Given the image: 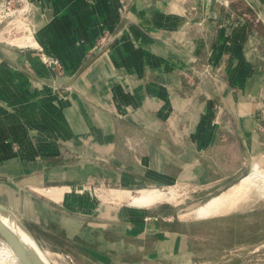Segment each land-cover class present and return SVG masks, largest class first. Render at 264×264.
<instances>
[{
    "label": "crops",
    "instance_id": "obj_1",
    "mask_svg": "<svg viewBox=\"0 0 264 264\" xmlns=\"http://www.w3.org/2000/svg\"><path fill=\"white\" fill-rule=\"evenodd\" d=\"M31 1L45 17L37 30L44 36L45 49L65 66H77L65 79H56L29 70L0 50V66L5 68L0 80L11 88L3 97L24 118L17 128L28 129L30 144L38 138L33 117L38 97L28 89L34 82L71 89L62 97L56 95L61 105L49 102L43 116L48 119L62 112L67 126L47 130L54 137L60 131L77 155L55 157L60 151L49 141L51 147L28 159L45 161V167L32 174L58 182L47 187L100 176L119 179L127 187L192 183L215 187L213 193H220L245 175L254 155L264 149V0H220L216 10L215 0ZM106 45L71 85L63 84ZM230 66L235 74L229 72ZM70 100L75 105L68 107ZM3 112L7 113L5 107L0 108ZM20 132L17 138L22 140ZM30 188L49 206L24 194L28 202L87 222L90 229L84 236L91 234L92 226L99 227L100 242H123L131 232L176 239L187 235L176 227L158 225L167 215L158 209L127 204L118 219L110 213L118 209L110 205L102 213L86 207L74 210L60 203L70 195L54 198L37 190L42 187ZM64 209L94 218L72 216ZM10 210L44 228L24 224L39 247L51 249L29 229L69 241L23 211ZM149 220L157 224L149 225ZM145 221V227L138 226ZM102 228L120 233L121 238H104Z\"/></svg>",
    "mask_w": 264,
    "mask_h": 264
},
{
    "label": "rangeland",
    "instance_id": "obj_2",
    "mask_svg": "<svg viewBox=\"0 0 264 264\" xmlns=\"http://www.w3.org/2000/svg\"><path fill=\"white\" fill-rule=\"evenodd\" d=\"M220 4V0H215L214 10ZM35 5V2L31 0H0V50L13 55L25 67L39 75L65 79L77 66H65L61 58L45 49L44 36L37 32L39 24L43 22L41 20L45 17ZM13 48L21 52L13 51ZM231 69L232 66L229 67V72L235 74V71ZM0 70L5 71V68L0 66ZM0 79H3V76H0ZM3 82L0 80V108L5 107L7 113H0V204L8 209L23 211L69 239V241H64L29 229L35 237L51 245V249L40 247L50 264H264V200L246 201L229 211L200 218L196 216L193 209L211 196L218 194L219 192L213 193L215 187L211 189L192 183L167 187L158 185L127 187L120 185L119 179L100 176L81 179L82 181H70L62 187H47L49 184L58 182L50 180L51 178L47 175L32 174L33 171L45 167V161L38 159L37 162L30 163L28 159L30 156L42 154L44 149L49 148L50 145L46 144L49 141L53 142L60 151V154L55 157L77 155L68 149L66 144L69 142L62 139L60 131H58L60 134L55 132L54 137L52 133H49L50 130H47L53 129L57 124L60 127L67 126L66 121L61 119L62 112L58 111L50 115L52 118L48 119L43 116L49 102L61 105L57 103L59 100L56 95L62 97L71 89L42 82H34L31 91L28 89L27 93L32 92L35 98L38 97L37 117L33 116L39 128L38 138L31 139L33 144H30L28 129L20 132L17 128L20 125V115L15 114L12 102L3 97L5 93L11 92L10 84L7 82L3 84ZM231 85L235 87L237 82L233 81ZM247 93H249L248 89ZM240 96H242L241 93ZM228 98L231 97L228 96ZM28 100L27 107L30 105ZM72 104L75 105L70 100L69 104L65 105L69 107ZM26 116L29 122V114ZM21 122H24V118ZM18 131L21 133V138L25 136L22 140L17 138L19 137ZM39 136L42 137L41 140ZM41 141H45V145L39 144ZM22 158L24 162L19 161ZM260 166L264 167V149L261 153L254 155L247 165L245 175L257 170ZM75 185L81 186V192L66 190V188H71L69 186ZM32 186L42 187L37 190L45 196L60 198L63 194L70 195L69 199L60 201V203L67 204L74 210L86 207V210L90 208L92 211L102 213L103 207L110 205L118 209L110 212L114 218L118 219L122 216V207L128 206L131 197L136 195L139 189L151 187H159L165 191L172 189L174 192L172 199L150 205L148 209L149 211L158 209L167 214L164 215V219L159 220L158 225L176 227L187 235L176 239L150 232L143 237L141 233L131 232L123 242L114 244L100 242L97 237L99 227L92 226L91 234L84 236L83 232L90 229L87 222L44 211L35 203L28 202L27 197L20 191L31 189ZM110 188L130 190V193H125L120 198H112L109 194L112 190ZM169 214H173L174 217L171 218ZM149 221V225L157 224L153 220ZM146 223L145 221L137 224L145 227ZM102 231L104 238L105 236L109 239L121 238L120 233L115 234L105 228H102ZM171 240L173 241L170 242ZM174 240L178 241L174 243ZM0 241L4 240L0 237ZM165 241H168L165 247H161L162 249L157 247L159 243ZM108 252L112 254V258L106 257ZM17 263L20 264L18 261Z\"/></svg>",
    "mask_w": 264,
    "mask_h": 264
},
{
    "label": "bare ground",
    "instance_id": "obj_3",
    "mask_svg": "<svg viewBox=\"0 0 264 264\" xmlns=\"http://www.w3.org/2000/svg\"><path fill=\"white\" fill-rule=\"evenodd\" d=\"M69 187L71 188H66V190L77 193L81 192V186L75 185ZM110 189L112 190L109 191V194L112 198H120L123 194L130 193V190ZM173 197L174 192L172 189L165 191L159 187L142 188L137 191L136 195L131 197L129 205L148 207L163 200H170ZM250 200H264V167L262 166L244 175L238 182L232 184L229 189L211 196L193 209V212L197 217H208L229 211L240 203ZM3 218L5 222L15 229L23 241L33 246L41 258L47 264H50L45 253L36 245L32 237L20 228L13 218L8 216H3ZM17 261L8 244L0 241V264H18Z\"/></svg>",
    "mask_w": 264,
    "mask_h": 264
},
{
    "label": "water",
    "instance_id": "obj_4",
    "mask_svg": "<svg viewBox=\"0 0 264 264\" xmlns=\"http://www.w3.org/2000/svg\"><path fill=\"white\" fill-rule=\"evenodd\" d=\"M124 20L125 19H123L121 21L120 25L118 26V29L123 24ZM106 48H107V45L104 48L100 49V51L97 53L96 56L90 57V59L76 71V73L70 78V80L66 81L63 84L65 86L71 85L73 83V81L75 80V78L77 77V75L85 67H87ZM57 84H60V83L58 82ZM242 177H238L236 179V182H238ZM20 192L25 194L26 196H28L31 200H34L43 206H49L47 200L41 194H39V193H37L31 189H21ZM62 211L64 213H68V214H70L72 216H76V217L94 218L91 216H85V215L79 214L77 212L68 211L65 209ZM3 216H8V217L13 218L17 222V224L20 226V228L23 229L29 236H30V234L26 231L24 224L33 225V226L39 227L41 229H44V228L35 224L34 222H32L28 219L22 217L19 214H15L13 211H11L10 209H8L5 206L0 204V237L11 248V250H12L13 254L15 255V257L17 258L18 262L20 264H47L41 258L38 251H36V249L33 246H31V245L27 244L25 241H23L21 239V237L19 236V234L15 231V229H13V227H11L10 224H8L7 222L4 221ZM35 243H36V241H35ZM36 245L39 247V245L37 243H36Z\"/></svg>",
    "mask_w": 264,
    "mask_h": 264
}]
</instances>
